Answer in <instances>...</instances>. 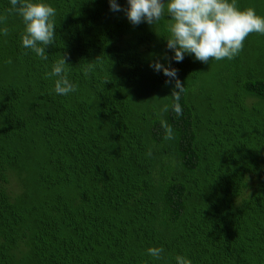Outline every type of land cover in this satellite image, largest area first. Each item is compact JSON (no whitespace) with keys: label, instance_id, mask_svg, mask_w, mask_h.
I'll list each match as a JSON object with an SVG mask.
<instances>
[{"label":"trees","instance_id":"obj_1","mask_svg":"<svg viewBox=\"0 0 264 264\" xmlns=\"http://www.w3.org/2000/svg\"><path fill=\"white\" fill-rule=\"evenodd\" d=\"M31 2L56 9L47 60L0 0V264H264V35L230 60L176 62L163 59L170 17L132 25L108 0ZM237 5L264 17V0ZM62 55L68 95L46 77ZM154 61L178 70L179 116Z\"/></svg>","mask_w":264,"mask_h":264},{"label":"clouds","instance_id":"obj_2","mask_svg":"<svg viewBox=\"0 0 264 264\" xmlns=\"http://www.w3.org/2000/svg\"><path fill=\"white\" fill-rule=\"evenodd\" d=\"M110 11H123L132 25L142 22L155 25L165 17L167 31L170 37L166 39V48L174 55L163 59L182 62L185 55H194L197 61L208 63L210 59L216 61L225 58L232 59L244 47V41L251 33L264 35V17L258 16L254 8L240 10L237 0H127V7L121 8L116 0H108ZM12 6L9 11H14L22 18L24 32L22 46L30 49L42 60H47L46 48L52 45L56 38L55 17L56 9L47 3H33L31 0H10ZM7 16L0 15V25L6 24ZM0 34L7 36V27H0ZM66 57L61 56L46 73L47 78L55 77L53 91L58 95H68L77 90L65 74L68 70ZM156 72H163L170 78L165 83L174 81V90L171 96L174 101L173 111L179 116L182 108L179 104L184 85L178 79V70L164 66L159 61L149 65ZM93 64L89 63L85 75L92 70ZM161 113L168 111L164 105ZM165 130V139H173V130L165 120L161 121ZM147 254L154 259H161L164 249L151 247ZM176 264H192L184 256L175 257Z\"/></svg>","mask_w":264,"mask_h":264}]
</instances>
